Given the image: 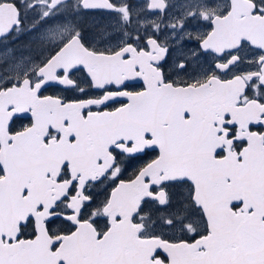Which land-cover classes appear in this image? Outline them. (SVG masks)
Returning a JSON list of instances; mask_svg holds the SVG:
<instances>
[{"label":"snow or ice","instance_id":"snow-or-ice-1","mask_svg":"<svg viewBox=\"0 0 264 264\" xmlns=\"http://www.w3.org/2000/svg\"><path fill=\"white\" fill-rule=\"evenodd\" d=\"M0 264H264V0H0Z\"/></svg>","mask_w":264,"mask_h":264},{"label":"flooded vegetation","instance_id":"flooded-vegetation-1","mask_svg":"<svg viewBox=\"0 0 264 264\" xmlns=\"http://www.w3.org/2000/svg\"><path fill=\"white\" fill-rule=\"evenodd\" d=\"M27 42V37H22L20 40H16V41H13L12 42V45L13 47H16V48H21L25 43ZM46 94H52V93H46ZM26 123V121H25ZM19 122L17 123V127H19ZM131 173L129 172L128 174L125 175V179L128 178V175H130Z\"/></svg>","mask_w":264,"mask_h":264}]
</instances>
